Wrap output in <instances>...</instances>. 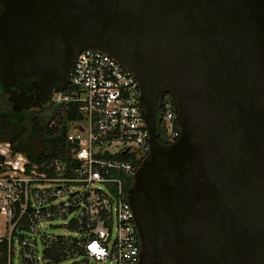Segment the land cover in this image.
<instances>
[{"label":"water","instance_id":"1","mask_svg":"<svg viewBox=\"0 0 264 264\" xmlns=\"http://www.w3.org/2000/svg\"><path fill=\"white\" fill-rule=\"evenodd\" d=\"M89 49L141 90L151 149L128 190L139 264H264V0H0L13 111L34 77L44 104L67 90ZM166 95L181 129L169 146L156 128Z\"/></svg>","mask_w":264,"mask_h":264},{"label":"built area","instance_id":"2","mask_svg":"<svg viewBox=\"0 0 264 264\" xmlns=\"http://www.w3.org/2000/svg\"><path fill=\"white\" fill-rule=\"evenodd\" d=\"M51 104L59 111L50 128L70 104L81 116L68 122L75 164L55 161L43 171L0 144V264H139L128 190L140 165L123 159L143 162L151 149L138 82L106 53L84 50ZM160 109L169 146L181 136L169 95Z\"/></svg>","mask_w":264,"mask_h":264},{"label":"trees","instance_id":"3","mask_svg":"<svg viewBox=\"0 0 264 264\" xmlns=\"http://www.w3.org/2000/svg\"><path fill=\"white\" fill-rule=\"evenodd\" d=\"M69 108L64 121L59 120L57 128H50L49 122L58 113V106L49 104L42 108H25L15 112L6 91L0 85V144H10L13 153L23 154L31 164L39 165L43 171L55 161L74 165V146L67 139L70 131L68 122L78 121L81 116L74 104H70ZM160 113L162 117V109ZM156 128L159 141L166 146L162 121L156 124ZM123 159L138 165L142 163L134 157L126 156Z\"/></svg>","mask_w":264,"mask_h":264},{"label":"flooded vegetation","instance_id":"4","mask_svg":"<svg viewBox=\"0 0 264 264\" xmlns=\"http://www.w3.org/2000/svg\"><path fill=\"white\" fill-rule=\"evenodd\" d=\"M39 81V78L38 77H34L33 79L31 80H28L26 81L23 85H19V88L23 89V92H27L28 94V98L25 99V101L27 102V104H25V108H42L46 105H49L51 104V99L49 100V102H47L46 104L43 103V100H44V96L38 94L36 92V90L34 91H27L28 88H31V84L30 82L31 81ZM20 92V91H19ZM8 95V94H7ZM9 97V95H8ZM51 97H52V94H51ZM17 99L20 100V97L17 96ZM21 101V100H20ZM37 105H40L39 107L36 106ZM162 121V117H161V113H160V110L158 111V114H157V118H156V124L161 122Z\"/></svg>","mask_w":264,"mask_h":264},{"label":"rangeland","instance_id":"5","mask_svg":"<svg viewBox=\"0 0 264 264\" xmlns=\"http://www.w3.org/2000/svg\"><path fill=\"white\" fill-rule=\"evenodd\" d=\"M5 148V147H4ZM1 231H3V227H1Z\"/></svg>","mask_w":264,"mask_h":264}]
</instances>
